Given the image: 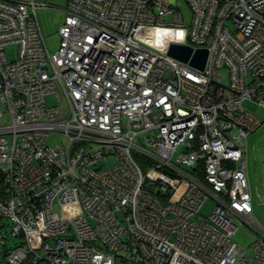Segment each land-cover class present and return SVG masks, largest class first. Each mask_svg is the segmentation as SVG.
<instances>
[{
  "label": "built area",
  "instance_id": "2783aa9c",
  "mask_svg": "<svg viewBox=\"0 0 264 264\" xmlns=\"http://www.w3.org/2000/svg\"><path fill=\"white\" fill-rule=\"evenodd\" d=\"M185 2L189 22L178 0H66L51 52L36 10L56 6L0 0L10 264H264L243 144L261 124L244 102L264 107V0ZM171 43L207 49L204 69ZM242 223L252 257L233 239Z\"/></svg>",
  "mask_w": 264,
  "mask_h": 264
},
{
  "label": "rangeland",
  "instance_id": "374dc122",
  "mask_svg": "<svg viewBox=\"0 0 264 264\" xmlns=\"http://www.w3.org/2000/svg\"><path fill=\"white\" fill-rule=\"evenodd\" d=\"M48 2L49 4L56 6V8H39L36 10V16L40 25L42 35L49 51L53 52L59 45L58 29L64 21V12L60 7H64L66 0H37ZM179 8L184 14V19L189 22L191 11L185 0H178ZM16 46L11 44L7 46L6 53L8 58L15 57ZM223 82L227 83V78H222ZM48 104H57L59 101L52 95L47 97ZM246 108L255 113L261 120L260 126L247 134L243 140L245 146L246 157V174L247 181L251 193V202L253 207V215L258 220L260 225L264 228V107L253 103L251 101H245L243 104ZM63 140V136L53 132L48 136L46 143L49 146H54L57 142ZM114 160H109L108 165L113 164ZM214 207V200L208 198L200 208V213L208 215ZM9 230V228H8ZM255 236V231L247 224L242 223L236 229L233 239L241 246L247 248V255L254 256L253 249L249 248ZM19 239L9 238L7 245H13L15 241ZM34 242L38 244L40 239H34ZM117 264H124L119 258H117ZM135 264V263H132ZM251 264H262L257 261L251 262Z\"/></svg>",
  "mask_w": 264,
  "mask_h": 264
},
{
  "label": "water",
  "instance_id": "95a60500",
  "mask_svg": "<svg viewBox=\"0 0 264 264\" xmlns=\"http://www.w3.org/2000/svg\"><path fill=\"white\" fill-rule=\"evenodd\" d=\"M168 54L175 59L189 65L195 69L203 70L205 67L208 51L205 48L194 49L190 45L181 43H171L168 48Z\"/></svg>",
  "mask_w": 264,
  "mask_h": 264
},
{
  "label": "trees",
  "instance_id": "16d2710c",
  "mask_svg": "<svg viewBox=\"0 0 264 264\" xmlns=\"http://www.w3.org/2000/svg\"><path fill=\"white\" fill-rule=\"evenodd\" d=\"M4 197V186H3V174L0 171V198ZM3 222L5 223V225H9L10 224V220L9 219H4ZM9 238L12 237H8L7 241ZM19 241H15L13 243V245H4V248L2 249V252L0 253V264H10L7 260V251L9 248L14 247L16 244H18Z\"/></svg>",
  "mask_w": 264,
  "mask_h": 264
},
{
  "label": "snow or ice",
  "instance_id": "6c2138e0",
  "mask_svg": "<svg viewBox=\"0 0 264 264\" xmlns=\"http://www.w3.org/2000/svg\"><path fill=\"white\" fill-rule=\"evenodd\" d=\"M181 35H182V33H181Z\"/></svg>",
  "mask_w": 264,
  "mask_h": 264
},
{
  "label": "bare ground",
  "instance_id": "6f19581e",
  "mask_svg": "<svg viewBox=\"0 0 264 264\" xmlns=\"http://www.w3.org/2000/svg\"><path fill=\"white\" fill-rule=\"evenodd\" d=\"M253 208V207H252Z\"/></svg>",
  "mask_w": 264,
  "mask_h": 264
}]
</instances>
